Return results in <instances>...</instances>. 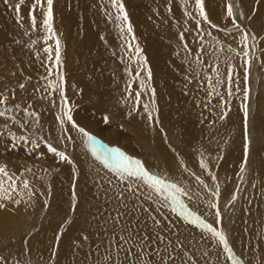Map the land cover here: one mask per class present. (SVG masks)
Masks as SVG:
<instances>
[{
	"label": "rangeland",
	"instance_id": "rangeland-1",
	"mask_svg": "<svg viewBox=\"0 0 264 264\" xmlns=\"http://www.w3.org/2000/svg\"><path fill=\"white\" fill-rule=\"evenodd\" d=\"M105 1L106 2L104 4L105 6L107 5V8H102L109 9L114 14V19L108 18V12L105 14V11L107 10H103L99 7V9H101V11H98V14L100 13L99 18L97 20H93L90 23L92 33L89 34L100 36L102 45L106 42V36L104 32L109 31V29H113L112 23H115V30L116 27L121 30V21L116 18V8L114 7L112 9V7H109L110 4L108 5V1L111 0ZM184 1V6L189 10L186 11L181 8L180 4L173 3L170 4L172 5L171 7H169L170 5L168 6V11H166L168 15H166L165 12H162L163 14L159 13L160 15H158L157 13L159 17H157L156 15L155 17H157L158 20L161 18L164 19L159 20L164 21H162L163 27H166L164 29L170 31L175 30V33L178 34L179 38L177 50L183 55L187 54L188 56V64H186V66H190V68L188 69V73H190L189 78L191 77L192 79L190 81H187L185 84L184 82L179 81V87L182 88V93L179 94L180 98H182L184 101H186V99L193 100V94L196 89H198L203 92V95H205L211 102L212 105L210 109L213 108L214 110H222V113L227 112V116L222 119H230L226 123V126L224 128L225 132L222 136H219V138L215 139L211 143L209 142L208 145H203L204 149L200 148L201 151L202 149L203 151L206 150V152L213 151V153H215L214 155L209 152V155L211 157L210 160H212L216 157V153L220 152L219 144H222V142L226 141V139H234L235 132H237L238 129H236V126L233 127L234 123L231 122V119L235 118L238 113L243 114L242 121L246 129H251L249 130V132L246 131V137L248 133L250 136L249 139L255 142V144L260 143L264 138V0H231V3L233 4V17L227 16V4L230 2V0H204L205 12L208 17L207 21L199 15L195 7L194 0ZM32 2L33 0H25V3L21 5L19 12H14L20 18V22L22 24L21 29L25 33V38H28L29 40V42L27 43L29 45L28 48L31 51L39 52V50H43L45 47L50 45L53 49V60L48 61L47 58L42 57L35 63L40 71H32L33 74L25 73L23 75L22 71L8 70V67L0 66V98L4 96L8 97L6 103L0 104V111H5L4 106L7 107L8 105L17 103H20L24 109L28 108L29 111L41 113L39 115V118H41L45 113L52 111V109L50 108H53L54 111L61 110V106L58 102L57 91L53 92L51 95L48 94L49 92L45 91V87L47 86L48 81L45 80L44 77L47 76L48 79L51 80L52 76H55L56 71L62 70L63 74H65L64 78L66 77V80L64 79L62 81V95L64 97L66 96L67 103H69L68 106L72 108V116L75 124L83 127L84 129V126L91 128L90 130H87V132L93 135L95 138L97 137L95 136L97 135L95 133V130L102 132L103 134L98 135L99 140H96L99 141V143L101 142L102 145L104 144L103 146L105 147V149L118 148L133 159L140 160L145 168H147L148 166L150 167L151 164H154V166H151V168L156 171V173L161 174L164 173L167 168L162 166L159 161L154 162L153 159H155L156 157H163L165 155V151H168L169 147L175 157V154L180 157L182 153L184 154L185 152H187V157L190 158L191 162L195 165L197 164L201 166V168L203 169V173L208 174L207 168H203L201 161H198L199 153L194 152L195 148L191 145L184 146L181 143L182 135L177 129V124L173 123V121L171 122V120L164 119V115L161 114L163 117L161 119L162 121L158 122V124L161 123V128L157 124V128L159 130L161 129L162 131L160 133H165L166 137L168 136L167 143L163 141V138L158 141V139H160V135L156 134V138L151 134V126L146 122L148 119L153 120L154 118L152 117L153 115H149V113H153L149 109V103L152 104L153 100V103L156 105L155 111L157 110V112H170V110H174H163V93L161 92V88L160 86H158V83H156L155 74L152 70V67H150L147 52L144 51L142 36L136 28L137 22L132 19V10L129 7L128 0H123L124 8L128 16V21L124 22L125 32H123L126 33V39L128 43L130 42L132 44V47L129 48L126 47L123 42L120 43L122 44V49L127 48L126 50H128V53L129 51H131L130 57L128 58L132 62L134 69L133 72L130 73L128 80V84L132 85L129 88L132 97L130 99L123 98V101L117 104L119 109L123 111L122 114L124 118L122 119L117 116L118 114H116L115 111H113L115 107H113V110L106 109L105 105L110 104V101L104 99L101 96L100 90L94 91L92 88H90V90L87 91L86 87L82 85V82L78 80H75L76 82L71 83L70 81L72 80L73 75L76 77V74L73 73L71 75L69 73V69H66L65 66L60 68L59 65H55V37L47 41L43 39L45 32L40 23L42 16L39 11L36 13L38 19L37 27L35 30L32 28L29 9ZM16 3H19V0L15 1L14 5ZM56 3L57 0H53V28L61 41L60 56L63 57L62 55H64L65 53V42L63 35L66 29L63 21H61V19L59 18V14L57 11L60 12V7L58 5L57 7L59 8L57 9ZM215 9H217V11ZM102 10L104 12H102ZM155 10H158V7H155ZM259 11L261 12L262 16L260 19V28H257L254 23H256V20L259 17ZM188 12H191L192 16L187 15ZM130 13L131 15H129ZM161 14L162 16H164L165 14V16L162 17ZM193 17H195V19ZM197 21H199V24L197 23ZM128 22H130L132 25V33H128L126 30V25ZM213 24H215L217 27L213 28ZM242 32H247L250 34L248 44L251 49L252 59L249 71V79L247 82L244 79L245 63L243 51L245 50V45L240 43V36ZM172 33H174V31ZM181 33L183 34V39L181 38ZM133 36L135 37V39H133ZM201 36H203L202 40L200 39ZM16 37H18L17 34ZM252 37H254L255 39H252ZM0 39L2 38L0 37ZM136 45H139V48L142 50L139 57L135 52ZM201 45H203L204 47L203 52H201ZM8 48H11V46L9 45ZM229 48L236 49V52L229 51ZM67 53H65V55ZM198 56L203 61L202 65H197L195 63ZM144 58H146V63H144ZM125 60L126 59H124V61ZM216 64L219 65L221 80L223 81L218 85H216V76L214 70V66ZM141 65L143 67V72L141 70ZM209 65H213V67H209ZM233 65L235 66V69L231 87L232 95L229 96L227 74L228 72L233 70ZM45 67L51 68L52 71L48 72V74H45ZM149 71L151 72L150 76ZM192 72L193 75L191 76ZM209 76L212 77V83L216 85L215 92H213L212 88L209 86ZM141 80L144 81L146 87L140 86ZM21 84L24 85L23 88L20 87ZM246 84L248 89L250 90L249 98L247 100L244 99V90ZM137 91H139L140 93L139 103L136 102L134 96L136 95ZM217 93H219V95H217ZM23 98L30 100V102L25 103V100H22ZM142 101H144V103ZM224 101H226L227 103H224ZM146 103H148L147 108L144 107V104L147 105ZM214 103L215 105H213ZM245 103H247L249 107V113L247 117H245L243 108V105ZM96 104H100L102 107L99 108ZM24 109L21 110L22 112H14V114L21 118H27ZM181 109V119H184L190 115V112L188 110H193V106H182ZM124 114H127L133 120L135 119L137 121V125L140 127V132L136 131V129L134 131V127L132 126V119H130L128 116H125ZM46 116L47 114H45V117ZM4 119H7L6 114L0 116V165H7L9 174L17 177L18 183L19 178L28 179L30 181V189H22L21 185L23 195H20V203L14 202L15 200H18L16 199L18 194H14L11 203L2 204L3 207L8 210L7 213H13L12 219L9 221L8 225L5 224V227H2V224L0 225V258H2V260L8 261L13 255L16 257L17 252L15 253L13 250H16L14 248L19 247V242H22V239L28 241L29 236L30 238H32L31 231L33 230V222L37 223L40 227V229L37 230L35 236V239H37L41 237V235H44V233L46 232L45 227L50 225H57L56 227L58 229L61 222L64 220H67L69 223H77L79 225V227H77L82 231H86L85 228L89 227L92 230H95L96 233L103 232L102 238L104 239V241L108 240V247L111 245V242L116 243L120 235H124L125 237L128 236V233L126 231H122V229L129 227V224H131L133 227L138 228L140 232L147 233L153 238V240H155L157 235H163L166 237L165 241L156 240L155 244H153L154 246L147 250L151 254V256L155 258V264H161L162 258L166 261V264H168L169 254L172 257L171 260H174L178 252H182L188 257L189 260L192 261H197L195 256L196 252L201 253L203 256H206V252L202 249H197L196 252L193 251V249H189L188 247L190 244L187 242L186 238L179 234L176 230L167 227L163 223L162 225H154L153 221L149 218L148 213H145L143 211L138 214L134 213L131 217L127 216L129 218L125 216L124 219L119 222V224L114 223L113 217H115L118 212L124 211L123 207L117 201L116 195L126 187V185L130 182L129 180L120 179L119 175L111 169V173L109 172L111 179H108L110 182L107 183L103 181L100 175L96 172L92 177V182L95 185L103 188L105 191H107V193L101 194L91 189V195L89 196L85 193L88 191V187L81 188L78 182H76V165L77 163H79L80 158V154L78 152L74 153L73 151L64 150L65 147L59 145L56 146L50 141L52 145L56 146L58 151H64L70 158L71 162L61 160L56 154L48 150L47 142H45L44 140L37 139L36 137L31 135H28L26 139H21L23 135H25H21V133H16L14 135L12 131L15 130L14 132H16V127L18 130L21 129L20 124H17L16 121H9V126L6 123L7 121H5ZM143 119H145V121ZM138 122L140 123V125H142L140 126ZM68 124L72 125V122H68ZM149 124H152L151 121H149ZM60 127L61 126H59V128ZM112 130L120 138H115L116 135L111 133ZM220 131L221 130H219V132ZM250 131H252V135L250 134ZM141 133H144L147 136L146 140L141 136ZM58 134L59 137H56V141L65 143L67 140V136L65 137L63 131ZM108 134H110V136ZM16 138H18L19 143L23 141V143H21L22 145H20L19 143L17 144ZM33 139H36L38 141L31 143L29 140ZM39 142H42L41 145L44 149L42 150V152L33 147L36 146ZM115 143H120L119 145L121 146H117V144ZM171 143L173 146L171 145ZM127 147L129 149L128 151H126ZM32 148L36 150L34 151L32 150ZM234 149L235 147H232V150L226 149L225 156H230V154L233 155V153L231 152H233ZM175 150H177V152H174ZM129 151H134L135 155L134 153H131ZM8 159H10L11 161L8 162ZM38 160L42 161L39 166L35 164ZM204 160L207 163V160ZM236 163L238 166L240 165L239 160H237ZM238 166H236V168ZM210 168L211 170H214V174L217 176L219 175L226 178V176L228 175V171L225 169V166L221 160L218 164L214 165H212V162H210ZM26 169H30L31 171H26ZM148 170L150 171L151 169ZM66 173L69 174L68 179H66L65 177ZM183 175H186L185 171L182 172V175H180V177H183ZM47 179L50 181L51 185L47 183ZM61 182L64 183V187H61ZM140 183H143V186L139 184L140 189H145L148 187L144 182L141 181ZM150 190L152 189L150 188ZM59 191H61V193L58 199L52 200L51 198L53 194L51 195V192L55 193ZM141 192L143 193V195L140 197V201L143 202V207L149 208L151 211V215L155 216L158 220L163 221L161 214L167 211L171 212V216L175 214L178 218L183 220V217L180 215V213H178V210L175 212L172 211V205H170V201V204L168 202V206L171 208H169L168 206L161 207L159 204L155 203L154 200L146 199L150 192H147L146 190H141ZM153 195L154 197L163 200V197H160L158 194L154 193ZM184 198L180 196V199L184 203H186L185 205H187V207L191 209V198L189 197L188 199L187 195H184ZM133 202L134 198L132 197H129L128 201H126V203L129 204L130 208ZM62 203L66 204L67 206L64 207ZM36 207H38V209H40L41 207L46 211V213L44 215H41L40 213L35 211ZM191 210L194 211L193 209ZM0 211H4V209L0 207ZM136 215H139L140 219L143 217L144 218L139 223H137L135 219ZM219 215H221L220 212ZM217 217H219L218 222L216 220ZM220 219V216L215 215V219L212 218L211 222H209L210 220L207 219L205 220V222L212 224L213 227H215L219 231L222 227V222ZM13 222L14 227H18L15 231L17 234L12 238H8L6 237V232H11L9 230H11V228L13 227ZM190 224L194 225V227L200 228L198 224ZM162 226L165 229L163 231L161 230ZM149 227H151V229ZM203 230L207 231L205 229ZM168 241H171V243L168 244ZM183 243L188 246H181V244ZM4 245L6 246V248L3 247ZM36 245L38 248V253H36V256L38 258H33L30 248L28 249L25 246L26 252L24 253L23 257L27 258L28 260L31 259L29 260L28 264H35L34 262L37 261V259H41L43 261V263L41 264H52L50 261H48V257L53 254L52 252H55V249L53 251H51L50 249L47 251L46 248H43L40 241H38ZM54 246L58 247V251L66 248L65 251L74 253V251L70 248L75 247V245L68 246L70 248H67L60 244L58 241H54ZM3 248L5 250H3ZM42 249L44 252L42 251ZM102 249L103 246L101 245L99 250ZM119 249L120 248L117 247L115 248V251L113 253L114 258L119 259L123 255H125L127 245L124 248V253H120L121 251H118ZM118 252L119 254L117 255ZM22 258H20L19 260H21ZM126 261L128 262V264H141L140 259H138L135 255H133L132 258ZM230 261L232 264L231 259ZM98 264H108V262L101 261Z\"/></svg>",
	"mask_w": 264,
	"mask_h": 264
},
{
	"label": "bare ground",
	"instance_id": "bare-ground-1",
	"mask_svg": "<svg viewBox=\"0 0 264 264\" xmlns=\"http://www.w3.org/2000/svg\"><path fill=\"white\" fill-rule=\"evenodd\" d=\"M15 1L18 0H9L8 3L4 4L5 0H0V37L2 38L0 39V60H3L0 61V66L8 67V70L22 71L23 75L25 73L33 74L32 71L39 70L35 63L42 57L47 58V54L43 50L34 52L28 48L29 45L27 43L29 40L28 38H25V33L21 29L22 24L20 22V18L14 12L13 5ZM105 2V0H57L56 7L58 5L60 7V12H57L66 29L63 35L65 53H69L65 55L63 52L64 55L61 57L62 63L59 66L60 68L65 66L66 69H69V73L71 75L73 73L76 74V77L73 75L72 80L70 81L71 83L78 80L82 82V85L86 87L87 91H89L90 88L94 91L100 90L101 96L110 101V104L105 105L106 109L113 110V107H115L113 111H115L116 114H118L117 116L122 119L124 118L122 114L123 111L119 109L117 104L121 103L123 98L130 99L132 97L129 95L130 91L128 87V80L130 73H132L134 69L132 62L128 58L130 57L131 51L128 53V50H126L127 48L122 49V44L120 43L123 42V44L128 47V41L126 39L127 35L124 33L125 31L122 32L116 26L115 30V23H112L113 29H109V31L104 32L106 42L103 45L101 43L100 36L89 35L92 33L90 23L99 18L100 13L98 14V11H101V9H103L102 7L107 6H105ZM128 3L130 9L132 10V19L137 22L136 28L142 36L144 51L147 52L150 67H152L155 74L156 83H158V86H160L161 92L163 93V110H174H170V112H157V110L155 111L156 105L153 103V100L152 104L149 103V109L153 112L151 115L156 118H153V120L148 119L146 121L147 124L151 126V134L154 137H156V134L160 135V139H158V141L163 138V141L167 143L168 136L166 137L165 133H160L162 131L157 128V124L159 121H162V115H164V119L171 120V122L173 121V123L177 124V129L182 135L181 143L184 146L191 145L195 148L194 152L199 153V162L202 160L205 161L204 159L207 160L208 174L203 173L201 166L197 164L195 165L191 162L190 158L187 157V152L184 154L182 153L180 157L175 154V157L169 147L168 151H165V155L163 157H156L153 159L154 162L159 161L162 166L167 168L164 173H156V171L151 168V166H154V164L151 163L150 167L148 166L149 168H147L151 169V173L158 175L161 179H164L167 182L174 183L178 188L182 189L183 191L179 195L183 198L184 195H187L188 199L189 197L191 198L190 208L193 209L202 219H207L211 222L212 218L215 219L217 211L221 213V215H219L222 222L221 230L226 233L233 253L242 262V264H264V138L260 143L255 144V142L249 139L250 136L248 133L246 137V131L249 132L251 129H246L242 121L243 114L238 113L235 118L231 119V122L234 123L233 127L236 126V129H238L237 132H235L234 139H226L227 142L223 141L222 144H219L220 152H217L216 157H212L213 159L210 160L211 157L209 152H211L212 155L215 153H213V151H203V145H208L209 142L211 143L215 139L219 138V136H222L225 132L224 128L226 123L230 119L227 120L221 118L223 114L222 110H214L213 108L210 109L212 105L211 102L205 95H203V92L198 89H196L193 94V100L190 97L189 98L191 100L186 99V101L180 98L179 94L182 93V88L179 87V81H182L185 84L187 81L192 79L191 77L189 78L190 73H188L190 66H186V64H188V56L187 54L183 55L177 50L179 38L178 34L175 33V30L170 31L164 29L166 28L163 27L162 23L164 19L161 18L163 20L159 21L161 19L158 20L157 18L159 17L158 15H160L159 13L162 12H165V14L168 15L166 11H168L167 9L172 6L170 4L173 3L180 4L181 8L186 11L189 10L184 6L185 1L128 0ZM108 5L109 7H112V9L114 8L111 1H108ZM59 7H57V9ZM99 7L101 9H99ZM155 7H158V10H155ZM103 10H107L105 11V14L108 12V18L114 19V14L109 9ZM103 10L102 12H104ZM215 10L217 11V9ZM258 14L259 17L254 24L257 28H260V19L262 15L260 11ZM129 15H131V13ZM155 15L157 17H155ZM173 31L175 34L172 33ZM16 34L18 37H16ZM9 45L11 48H8ZM124 59L126 60L124 61ZM48 69V67H45V74H48ZM57 72L63 76V80H66V77L64 78L65 74H63L62 70H58L56 73ZM192 75L193 72L191 73V76ZM53 78L56 79V75H53L52 79ZM57 97L58 102L62 107L64 103L62 90L57 91ZM22 100H25V103L30 102V100L25 98ZM144 101L142 102L144 103ZM146 104L148 105V103ZM96 105L99 108L102 107L100 104ZM213 105H215V103ZM182 106H193V110H188L190 115L184 119H181L182 111L180 110H182ZM4 107L7 109L5 113L7 119H4L7 121L6 123L8 124L9 121H16L17 124H20L21 129L18 130L16 127V132H14L15 130H10L14 135L16 133H21V135L25 134L21 139H26L28 135H31L37 139L44 140L47 144L51 141L56 146L59 145L65 147L64 150L73 151L74 153L78 152L80 154V158L79 163L76 165V182H78L81 188L88 187V191L85 193L89 196L91 195V189L101 194L107 193V191L103 188L92 182V177L97 172L101 179L108 183L110 182L108 179H111L109 175L111 168L105 163L102 157L98 158V156L93 153L87 139L77 130V128L69 125L68 122L64 125L60 124V110L54 111L53 108H50L53 112L50 111L52 113H45L47 116L45 117L44 114L41 118H38V122H36L35 118L33 119L32 117H28L27 114V118H21L14 114V112L17 113L24 109L20 103ZM117 108L119 112L117 111ZM40 114L41 113H39V115ZM124 115L128 116L127 114ZM13 117H15V119H13ZM129 118L132 119L131 117ZM143 120L145 121V119ZM149 121H151L152 124H149ZM59 126L61 127L59 128ZM132 126L134 127V131L136 129V131L140 132V127L137 125V121L135 119H132ZM158 126L160 127L161 123H159ZM84 127L86 131L91 129L86 126ZM219 130L221 131L219 132ZM62 131L65 134V137H71V139L67 138L65 143L56 141V137H59L58 133ZM95 133L97 134L95 135L97 136L96 139L99 140L98 135L103 133L98 130H95ZM111 133L116 135L115 138H120L113 132V130ZM141 134V136L146 140L147 136L144 133ZM250 134H253L252 131H250ZM108 135L110 136V134ZM16 141L18 144V138H16ZM29 141L34 143L38 140L33 139ZM42 142L38 143L40 144L39 147H33L42 152V150H44L41 145ZM21 143H23V141H21ZM21 143L19 144L22 145ZM115 144L118 146L120 143ZM246 145L247 152L245 150ZM232 147H235L234 151L231 152L233 155L230 154V156H225L226 149L232 150ZM34 148H32V150L35 151L36 149ZM200 148H203L202 151ZM126 149V151L129 150L128 147ZM174 152H177V150ZM131 153H134V151ZM10 159H8V162L11 161ZM220 160L223 162L225 169L228 171L226 178L215 175L214 170H211L210 168V162L214 165L218 164ZM237 160L240 161L239 166L236 163ZM41 163L42 161L38 160L35 164L39 166ZM236 166L238 167L236 168ZM242 168L244 169L243 171ZM184 171L186 175L180 177ZM65 177L68 179L69 174L66 173ZM47 183L51 185L48 179ZM139 184L143 186V183ZM205 185H207V187H205ZM61 187H64L63 182H61ZM141 190H146L147 192L154 194L153 190H150L148 187L145 189L141 188ZM213 191H218L219 196L213 198ZM60 193L61 191L55 193L51 192V195L53 194L51 199H58ZM20 198L21 196L18 195L16 199L19 200ZM209 201L218 204V209L211 208ZM5 203H11V200H0V205ZM62 205L64 207L67 206L64 203H62ZM0 207L4 209V211H0V225L2 224V227H5V224L8 225L9 221L12 219L13 213H7V209L3 206ZM35 211L41 215L46 213V211L41 207L40 209L36 207ZM167 212H163L161 214L163 220L162 223L167 227L176 230L179 234L185 237L187 242L190 244L188 247L189 249H193L195 252L197 249H202L206 252V256L196 252L197 255L195 254V256L197 261L189 260L185 254L178 252L176 258L174 260H169L168 264H231V258L227 256L228 253L226 254L223 244H221L216 237H213V235L208 231H204L201 228L194 227V225H191L189 222L183 221L184 219L182 220L178 218L175 214L171 216V212ZM164 217H167V220H164ZM143 218H141L140 221ZM218 218L219 217L216 219L217 222ZM12 225L13 227L9 230L11 232H6V237L8 238H12L17 234L15 231L18 227H14V222ZM56 226L57 225H50L45 227L46 232L44 235L35 239L37 230L40 229V227L37 223L33 222V230L31 231L32 238L29 236L28 241L22 239V242H19V247L14 248L16 250H13L15 253L17 252V256H11L8 261L0 260V264H28L31 259L28 260L23 257L26 252V247L28 249L30 248L33 258H38L36 256V253H38L36 245L38 241L41 242L43 248H46L47 251L49 249L51 251L55 249V252H52L53 254L48 257V261L52 264H98L101 261H105V256H109L111 258V264H128L126 260L133 257V255L129 254L128 256L123 255L119 259L114 258L113 253L117 247L116 243L111 242V245L108 247V240L104 241L102 238L103 232L96 233L95 230H92L89 227L85 228L86 231H82L78 228L79 225L77 223H69L67 220L62 221L58 229ZM149 228L151 229V227ZM143 234L144 233L141 232V235ZM148 236L150 237V240H153L150 235ZM84 237L86 238V241ZM136 239L139 240V237L137 236ZM54 241H58L67 248H70L68 246L75 245V247L70 248L74 251V253L65 251L66 248L58 251V247L54 246ZM101 245L103 246V249L99 250ZM184 245L188 246L185 243L181 244V246ZM153 246V244H149V246L141 252V257L143 261L147 262V264H155V258H153L147 251ZM3 247L6 248L5 245ZM137 247L138 245L134 246L131 242L127 245V249L132 248L133 252L137 250ZM4 248L3 250H5ZM118 251H121L120 253H124V248H120ZM145 253L147 254L145 255ZM118 254L119 252L117 255ZM20 258L22 259L19 260ZM34 263L41 264L43 261L41 259H37Z\"/></svg>",
	"mask_w": 264,
	"mask_h": 264
},
{
	"label": "snow or ice",
	"instance_id": "snow-or-ice-1",
	"mask_svg": "<svg viewBox=\"0 0 264 264\" xmlns=\"http://www.w3.org/2000/svg\"><path fill=\"white\" fill-rule=\"evenodd\" d=\"M9 0H5V3H8ZM25 3V0H19V3H16L13 5L14 11L19 12L21 5ZM196 10L198 11L199 15L203 17L204 20H208L207 14L205 12V6H204V0H194ZM111 4L113 7L116 8L117 11V19L121 21V31H124V22L128 21L127 12L125 11L123 0H111ZM41 13L42 19L40 20L41 26L44 29L45 35L43 39L45 41L52 39L55 37V65H60L62 63V59L60 56L61 51V41L57 34L54 31L53 28V0H33L32 4L30 5V22L32 28L35 30L37 27L38 19H37V12ZM187 15L192 16L191 12H188ZM227 16L233 17V4L230 2L227 4ZM195 19V17H193ZM199 24V21H197ZM210 23V21H209ZM213 28L217 27L215 24L212 25ZM126 30L128 33L133 32V28L130 22L126 25ZM181 38L183 39V34L181 33ZM133 39L135 37L133 36ZM200 39H203V36L200 37ZM250 39V34L247 32H242L240 36V43L245 45V50L243 51V57H244V63H245V81L247 82L249 79V71H250V65H251V49L249 47L248 41ZM252 39H255L252 37ZM128 47L131 48L132 44L129 42ZM43 51L47 54V60L52 61L53 56L52 52L53 49L49 45L43 49ZM204 51L203 45H201V52ZM229 51L236 52V49L229 48ZM135 52L137 56L139 57L142 50L139 48V45L135 46ZM239 54V53H238ZM144 63H146V58H144ZM195 63L197 65H202L203 61L198 56ZM209 67H213V65H209ZM232 71L228 72L227 74V81H228V95H232V83H233V74L235 66H232ZM141 70H143V67L141 65ZM215 70V76H216V85L221 84L223 81L221 80V73L219 71V65L216 64L214 66ZM49 72L52 71L51 68L48 69ZM56 79L49 80L48 77H44L45 80L48 81L47 86L45 87V91L49 92V95H51L55 91H61L63 88V76L60 73H55ZM138 75V74H137ZM151 75V72L149 71V76ZM209 86L212 88V91H216V85L212 83V77L209 76L208 78ZM141 87H146L144 82L141 80L140 82ZM21 88L24 87L23 84L20 85ZM131 85H129V88ZM154 91V90H153ZM249 89L245 87L244 90V99L247 100L249 98ZM129 95H131V92H129ZM219 95V93H217ZM140 99V93L139 91L136 92L135 100L137 103H139ZM8 100V97L4 96L0 98V104L6 103ZM224 103H227L224 101ZM145 108L148 107V105H144ZM244 108V114L245 117L248 116L249 113V107L247 103L243 105ZM5 111H0V116L5 115ZM25 113L28 117L35 118L36 122H38L39 113H36L34 111H29L28 108L24 109ZM61 114L59 116V122L61 125H64L66 122H72V126L77 128V130L87 139L88 144L91 146L92 151L94 154L98 156V158L102 157L106 164L114 171L116 172L120 179L122 180H129L130 182L126 185V187L121 190L116 195L117 201L120 203V205L123 207V212H118L115 217H113V222L116 224H119L120 221L124 219L125 216H133L134 213L138 214L141 211L148 213L149 218L153 221L154 225H162V221L158 220L155 216L151 215V211L149 208L143 207V202L140 201V197L143 195L141 192V189L139 187V183L142 181L144 182L148 187H150L154 193L158 194L160 197H163V200L158 199L154 197L153 194H149L146 199L147 200H154L155 203L159 204L161 207H167L168 201L171 202L172 205V211H179L180 215L183 217V219L187 222H190L192 224H198L201 229H205L208 232H210L213 237L218 238L219 242L223 244L224 250L228 253V256L232 259V264H242V262L235 256L233 253V250L231 249L227 235L223 230H217L215 227H213L212 224L205 222L204 219H202L200 216H198L194 211L189 209L185 203L180 199V193L183 191L182 189L178 188L174 183L167 182L164 179H161L158 175L151 173L147 168L144 167L143 163L140 160L133 159L132 157L126 155L123 151L120 149H105L103 145L99 143V141L96 140V138L88 133L83 127H80L75 124V121L73 120L72 116V108L68 106L67 98L64 97V103L61 107ZM151 115V113H149ZM227 116V112H224L221 118H224ZM15 119V117H13ZM68 139H71V137H67ZM39 147V144L36 145ZM48 150L54 154H56L61 160L64 161H70V158L66 155L64 151H58V149L54 146H52L51 143L47 144ZM246 152H247V145H246ZM201 164L203 167L207 168L208 165L205 161H201ZM244 169L242 168V171ZM26 171H31L30 169H26ZM30 189V181L26 178H19V183L17 177L14 175L9 174V171L7 169V165H0V200H13V195H23V191L21 189ZM207 187V185H205ZM218 187V186H217ZM213 198L219 196L218 191L212 192ZM129 197L134 198V202L132 203L131 208L129 207V204L126 203L128 201ZM235 199V197H234ZM15 203H20L19 200H15ZM209 205L211 208L218 209V204L212 203V201H209ZM3 206V205H0ZM216 215L219 216V211L216 212ZM135 219L137 223L140 222L139 215L135 216ZM164 220H167V217L163 218ZM161 230H165L162 226ZM122 231H126L128 233V236L125 237L124 235H120L116 246L117 248H125L126 245L131 242L134 246H137V250L133 252L132 248H128L125 252V255L128 256L129 254L135 255L138 259L141 260V264H147V262L143 261L142 257L140 256V253L144 251V249L149 246V244H155L156 240L165 241L166 237L163 235H157L155 240H150V237L147 233H144L141 235V232L139 229L133 227L131 224H129L128 228H123ZM139 237V240L136 239V237ZM86 239V238H85ZM148 242V243H146ZM171 241H168V244H170ZM167 247V245H166ZM147 253H145L146 255ZM172 257L169 254L168 260H171ZM2 260V258H0ZM104 260L108 262V264H111V258L109 256H105ZM161 264H166V261L162 258Z\"/></svg>",
	"mask_w": 264,
	"mask_h": 264
}]
</instances>
